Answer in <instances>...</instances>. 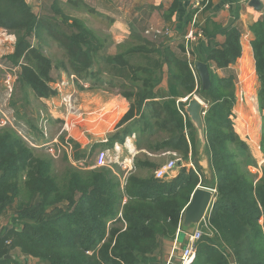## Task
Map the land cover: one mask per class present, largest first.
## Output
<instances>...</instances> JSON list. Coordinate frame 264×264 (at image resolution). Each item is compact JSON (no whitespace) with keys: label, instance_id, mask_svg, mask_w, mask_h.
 <instances>
[{"label":"trees","instance_id":"16d2710c","mask_svg":"<svg viewBox=\"0 0 264 264\" xmlns=\"http://www.w3.org/2000/svg\"><path fill=\"white\" fill-rule=\"evenodd\" d=\"M32 1L39 14L25 0H0V29L14 37L8 58L20 69L19 86L36 100L52 97L49 77L56 69L73 76L79 89L122 97L129 107L116 127L126 126L108 137L105 147L134 134L138 153L123 180L116 166L74 168L65 153L57 163L15 129L0 126V220L15 207L0 229V264H22L20 257L36 264H162L155 257L163 242L181 234L183 211L198 187L215 189V195L206 218L209 233L201 236L192 264H264V170L256 181L248 169L255 160L233 127L234 77L216 73L240 57L239 30L226 29L224 41L211 43L200 60L210 79L204 91L194 68L199 60L194 58L190 68L166 37L148 38L134 30L109 55L107 34L75 16L87 13L108 23L85 0ZM208 26L213 24L202 28L207 38ZM249 30L257 105L264 111V16ZM51 50L61 59L49 56ZM192 96L205 105L203 154L210 180L195 161L197 131L184 110ZM254 105L246 107L254 110ZM98 145L89 149L92 156L101 150ZM165 153L181 157L179 172L156 179L159 167L151 157ZM188 156L195 170L185 167ZM82 157L75 151V160Z\"/></svg>","mask_w":264,"mask_h":264},{"label":"crops","instance_id":"0c3cea01","mask_svg":"<svg viewBox=\"0 0 264 264\" xmlns=\"http://www.w3.org/2000/svg\"><path fill=\"white\" fill-rule=\"evenodd\" d=\"M61 1L66 2L67 0ZM85 1L92 9L95 10L97 14L105 17L108 21V23L105 22L107 27L104 32L107 34L108 39L112 43L108 50L109 55H115L116 46L124 42L128 38L131 31L135 30L140 34H143L146 28L153 27L168 32L166 38L170 41L169 45L173 52H175V54L179 57L187 60L188 62H193L194 58H197L200 61L205 58L211 43L220 44L224 41L223 33L226 29L229 27L237 28L240 32L241 55L233 65H230L228 68L223 70H217L216 73L221 78H226L230 75L234 77L235 110L238 114L237 121H239L237 127L234 128L236 134L243 140L254 138L256 141H261L263 130L262 123L255 116L254 110L247 109L246 105L251 103V101L253 103L255 102V105L257 103L258 84L250 44L253 36L249 29L254 23L260 20L262 15L250 8L247 4L248 1L207 0L205 7L197 13L196 22L201 29L205 26L207 27V23L211 22L213 26H208V28L212 35L209 38L204 37L203 35L202 38H198L190 43L188 47V56L185 53L186 38L188 33L194 29L191 26V21L193 15L196 13V10L193 8V4L196 0ZM191 12L192 15L190 16ZM230 19L232 22L228 27H226ZM98 20L101 21L100 18H98ZM0 31L2 32L1 29ZM7 41L12 43V53L14 37L9 38ZM180 46L184 49L183 53L179 50ZM161 87H166L165 81L161 84ZM77 89L79 90L77 91L78 96L80 94L81 102H83L81 107L83 115L78 122L76 119L75 130L70 128L67 131H63L64 143L67 144L68 139L71 137L73 142L69 141L70 144H67V146L72 143H76L77 148L79 146V150L83 152L85 150L89 151L94 144H99L97 150L106 148L105 146L107 142L104 143V141L116 132L121 131L126 126L123 125L122 127H116L120 119L127 112L129 104L122 97L110 94L106 91H84L79 88ZM88 93L92 96L90 99L88 98ZM95 102L104 103L96 108L87 107L89 104H93ZM54 104H58V102H55ZM96 105H98V103H96ZM51 113V121L55 122L60 120V117H62L61 106L59 109L51 111ZM66 132L68 133L67 136H65ZM69 132H71L70 135ZM41 134L44 136L43 131ZM129 137H131V135L126 138ZM125 139L119 144L124 143ZM134 141L135 139L131 141L132 146L130 148H122L121 151V158L126 160L128 165L131 167H134L133 159L138 153L135 149ZM65 154L67 155V153ZM67 157L71 160L70 156L67 155ZM95 157L96 154L94 152L92 159H95ZM151 158L160 168L167 161L172 159V155L165 153ZM204 162L206 161L202 160L199 162L202 169H206L203 165ZM113 166H116L124 174L118 165ZM86 168L92 169V167L89 166ZM178 169L179 168L175 170L174 177L178 174ZM192 231V228H188L181 232V234L179 233V236L177 237L178 241L176 243L174 241L163 242L161 249L155 258L159 259L162 264H178L179 253L181 247L186 241V235L191 234Z\"/></svg>","mask_w":264,"mask_h":264},{"label":"rangeland","instance_id":"374dc122","mask_svg":"<svg viewBox=\"0 0 264 264\" xmlns=\"http://www.w3.org/2000/svg\"><path fill=\"white\" fill-rule=\"evenodd\" d=\"M85 3L87 4L86 1ZM31 5L33 6L34 12L39 14L40 7L35 2L33 3V1H31ZM87 5L90 7L89 4ZM75 16L85 20L86 23H88V26L90 25L93 29L97 31L103 30L104 32V30H106L107 25L104 24V22L99 21L98 18L87 15V13L84 14L77 13L75 14ZM3 32H4L3 30L2 32L0 31V118L2 117L4 118V116L2 115L4 114L5 118L9 120V122L6 125L15 129L17 133L20 132L21 135L29 139L33 145L42 146L44 143H47L48 141H51L56 138V140L58 141V143L54 144V150L58 154V158H54L56 162L60 163V159L61 157H63V154L67 153V155L70 156L71 158V160L68 159V161L74 168L86 169V167H88L87 164H91L90 162L92 161V154H90V152L87 150H85L84 152L79 150L80 148L79 146L78 148L77 146L75 148L73 144L67 146V144H70L69 141L73 142L71 140V137L70 139H68L67 144H65L63 134L58 136L63 125L62 118H64L66 114L64 102L62 103L61 101L62 93L63 96L65 95L68 96L69 94L74 95L76 98V107L78 106L77 108H80V110H82L81 107L83 102H81L80 94L78 96L77 91L79 90L77 89L76 85L74 83L73 84L70 83V85H64L63 87L58 88L57 87L58 83H61L62 80L66 82L69 79L63 73L57 71L56 69H53L49 77L51 79L49 86L55 91V94L52 97H49L44 100L43 99L36 100L30 90L23 89L19 86L18 75L20 69L18 66L13 65V63H11V61L8 58L12 54L11 53L12 43L8 42L7 40L13 36L8 35L7 33L5 35ZM48 52L49 51H47V53ZM48 55L52 57L56 56L57 59H61V53H59L56 50H51L50 53H48ZM88 94H89L88 98L90 99L92 96L90 93ZM55 102H58L59 105L54 104ZM96 103H98V105H96ZM103 103L95 102L93 104H89L87 107L96 108ZM60 106H61L62 117H60V120L58 121L55 122L51 121L52 120L51 111L59 109ZM233 110L234 111L232 113L231 120L233 123V127L236 128L239 121H237L238 114L237 111L235 110V106L233 107ZM254 112L257 119L261 121L263 125L262 118L264 117V111H259L257 103L256 105H254ZM76 119L78 122L79 119L75 115L68 117V122L72 124L71 125L72 130L76 129L75 128ZM47 122L49 125L47 124ZM45 126L47 133L46 138L41 134V132L45 129ZM70 133L71 132H69V135ZM67 134L68 133L66 132L65 136H67ZM262 137H263V131H262ZM262 137H261V141H262ZM241 140L247 144V146L249 147L250 154L255 160L256 163L255 166H250L248 169L252 174L256 176V181H257L258 179L261 178L264 170V146L262 147L261 141H256L254 138L248 140L245 139L244 140L241 139ZM134 142H136V138ZM63 146L65 149H63ZM39 149L49 154L45 147H40ZM77 150L80 151L81 153H84V157L78 160L83 165L82 168H80L79 164H76V162L74 161L75 160L74 154L75 151ZM180 158L181 157H179V159ZM202 160L206 161V157L204 156V154H201V152L199 151L195 161L196 163L198 162L199 165V162ZM192 162L190 156H188L187 160H183V163L186 168H191L195 170V167L193 165L194 162L193 163ZM72 163H75V165H73ZM58 166H61V164H58ZM203 172L204 174H206L205 177L207 178V180H210V174L208 173L209 171L207 170V168L203 169ZM122 184L124 185V182ZM14 209L15 207H12L10 210H8V212L6 211L7 213L5 212V214L2 216L0 220V229L6 227V225L9 224L10 215L12 214ZM20 260L22 264H36V261L34 260L26 261V259L23 257H20Z\"/></svg>","mask_w":264,"mask_h":264},{"label":"built area","instance_id":"2783aa9c","mask_svg":"<svg viewBox=\"0 0 264 264\" xmlns=\"http://www.w3.org/2000/svg\"><path fill=\"white\" fill-rule=\"evenodd\" d=\"M264 4V0H261ZM207 3V0H196L195 3L193 4V8L196 10V13L193 15L192 21H191V26L194 28L193 30H191L186 38V48H185V53L188 56V47L189 44L192 43L193 41L197 40L198 38H202L203 37V32L202 29L199 27V25L196 22V16L197 13L199 11H201L205 5ZM5 35L6 33L3 32ZM168 34L167 31H163L159 28H153V27H148L144 30L143 35L145 37L148 38H153V39H157L160 37H166ZM191 61H189V66L190 68H192L191 66ZM69 80H67L66 82H64L62 80L61 83L57 84L58 88L63 87L64 85H70L74 83V77L70 76L67 77ZM86 87V86H85ZM60 91V89H59ZM61 101L62 103L64 102L65 105V117L64 119L62 118L63 121V125L62 128L58 134V136L63 134V131H67L71 128V123L68 122V117L75 115L78 119L82 118V112L80 110V108L76 107V98L74 95L69 94L68 96H63L62 93V97H61ZM182 102H185L186 99H182ZM63 106V104H62ZM4 116V118H0V126H6V124L9 122V120L7 118H5V115L2 114ZM18 134L24 139L26 140L29 145L33 146V147H45L46 150L48 151V153L53 157V158H58V154L56 153V151L54 150V144L58 143V141L55 139L48 141L47 143H44L42 146H36L33 145L31 143V141L27 138H25V136L21 135L20 132H18ZM43 135L44 137L47 136L46 133V126L45 129L43 130ZM135 139V135L132 134L131 137L126 138L124 143L119 144V143H114L113 146L110 149L104 148L98 151L96 157H95V161L94 164L92 166V168H104V167H108L110 168L113 165H118L121 170L124 172V177L123 180L125 178V176H127V174L132 171L133 167H131L130 165H128V162H126V160H123L121 158V151L122 148H130L132 146L131 141ZM107 140L104 141V143H106ZM63 149L64 146H63ZM67 152V151H66ZM172 155V159H170L169 161H167L164 165H162L160 168H158L155 172H154V177L156 179H166V178H172L174 177V172L176 170V168H178V164H181V160L179 159L178 156H176L175 154H171ZM76 164H79V167L82 168L83 165L81 164V162L79 161H75ZM73 165H75V163H72ZM192 167V166H191ZM210 192H212L213 194V198H212V204H213V199H214V195H215V189H208ZM203 235V233H201L198 230L192 231L191 234H187L186 235V241L184 243V245L181 247L180 253H179V257H178V264H192L195 259H196V253H197V246H198V242L201 238V236ZM174 242H177V238L174 240Z\"/></svg>","mask_w":264,"mask_h":264},{"label":"water","instance_id":"95a60500","mask_svg":"<svg viewBox=\"0 0 264 264\" xmlns=\"http://www.w3.org/2000/svg\"><path fill=\"white\" fill-rule=\"evenodd\" d=\"M31 5L32 0H25ZM248 1L247 4L255 12L264 16V4L261 0H245ZM230 19L227 26L231 24ZM195 71L201 82L202 90H208L210 87L209 72L206 64L203 62H196L194 65ZM205 105L196 96H192L190 100L187 101L184 110L197 131V143L199 151L203 154L204 148V125H203V115H204ZM207 168V162L203 164ZM180 166V163L178 164ZM213 194L208 189L196 188L193 192L189 204L183 211L181 226L183 232L185 229L192 228L193 231L198 230L203 234H208V228L206 224V218L212 207ZM178 241V238H177ZM7 258V257H5ZM12 258V257H11Z\"/></svg>","mask_w":264,"mask_h":264}]
</instances>
